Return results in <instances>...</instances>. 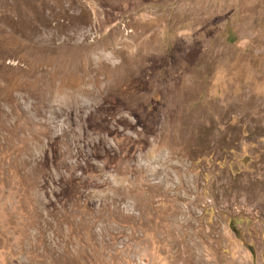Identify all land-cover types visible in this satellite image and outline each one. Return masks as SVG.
<instances>
[{"label":"rangeland","instance_id":"obj_1","mask_svg":"<svg viewBox=\"0 0 264 264\" xmlns=\"http://www.w3.org/2000/svg\"><path fill=\"white\" fill-rule=\"evenodd\" d=\"M0 264H264V0H0Z\"/></svg>","mask_w":264,"mask_h":264}]
</instances>
